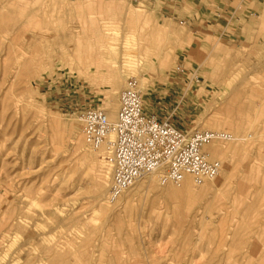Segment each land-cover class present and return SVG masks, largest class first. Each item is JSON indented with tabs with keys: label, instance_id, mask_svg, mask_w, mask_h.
<instances>
[{
	"label": "rangeland",
	"instance_id": "1",
	"mask_svg": "<svg viewBox=\"0 0 264 264\" xmlns=\"http://www.w3.org/2000/svg\"><path fill=\"white\" fill-rule=\"evenodd\" d=\"M240 2L0 0V264H264V0ZM119 66L117 96L134 77L161 117L238 137L213 180H192L205 194L147 175L106 199L78 111L102 107ZM227 110L238 129L207 122Z\"/></svg>",
	"mask_w": 264,
	"mask_h": 264
},
{
	"label": "built area",
	"instance_id": "2",
	"mask_svg": "<svg viewBox=\"0 0 264 264\" xmlns=\"http://www.w3.org/2000/svg\"><path fill=\"white\" fill-rule=\"evenodd\" d=\"M118 102L114 122L97 106L78 111L85 143L93 149L103 148L110 171L109 202L153 172L161 185L179 184L186 175L199 182L220 172L221 163L209 159L203 146L216 137L225 140L227 134L209 129L186 132L170 116L161 117L159 111L146 108L134 77L126 79Z\"/></svg>",
	"mask_w": 264,
	"mask_h": 264
},
{
	"label": "bare ground",
	"instance_id": "3",
	"mask_svg": "<svg viewBox=\"0 0 264 264\" xmlns=\"http://www.w3.org/2000/svg\"><path fill=\"white\" fill-rule=\"evenodd\" d=\"M108 18V17H107ZM108 24V23H107ZM109 25V24H108ZM107 27V26H106ZM109 27V26H108ZM103 32V30H102ZM109 32V31H107ZM88 55V54H87ZM132 62V61H131ZM160 62V61H159ZM163 62V61H161ZM120 64V63H119ZM130 66H133V67H128L132 72H136V74L138 75H146L147 73H149V70H151L153 68V63L150 62V61H146L145 63L142 64L141 61H138V64H133V63H129ZM161 66V64H160ZM165 67V66H163ZM123 70L121 69V67L119 66L117 72H113L112 75H111V82H110V85L108 86V89L106 91V93L100 98V103H101V109H104L106 110V114H107V117H108V120L110 122H114L115 119H116V110L118 109L117 108V100H118V96H117V88H118V84H120L119 82L121 81L122 79V76H123ZM195 77H197L196 75H194ZM198 78V77H197ZM139 82L141 84V86L146 89V86H147V83H144L143 82V79L142 78H139ZM236 88V87H235ZM234 91V89H231V91ZM141 96H142V93H141ZM234 100V99H233ZM119 104V102H118ZM216 106V105H215ZM228 110L226 111V114L225 116H221V117H212L209 121L207 122H223V123H226L227 124H230V125H234L235 128H239L240 125H238V122L237 121H240V120H235L236 118H233L232 116H229L227 115L228 113ZM204 122V119L202 121H198V122H195L191 125V128H189L188 130L186 129L185 131L186 132H192V131H195V130H204V129H201V127H205V123ZM219 124V123H218ZM66 125V124H65ZM213 125H216V124H213ZM66 127H68V130H69V134L71 135L72 134V130L73 127H74V123L71 122L69 124L66 125ZM219 127V126H218ZM234 128V127H233ZM230 129V128H229ZM210 130V129H209ZM216 132H219V131H216ZM225 134L228 135V137L225 139V140H230L231 142L232 141H235L238 139V137H233V135L229 134V133H226L224 132ZM69 138L71 136H68ZM251 136H248L246 138H243L244 140L249 138ZM223 139H220L218 137L216 138H213L211 139L208 143H206L204 146H203V151L206 153L207 157L209 159H213V158H219L223 152L226 150L227 147H225L221 142H222ZM231 142L229 144H231ZM234 144V143H233ZM232 146V144H231ZM238 146V145H237ZM232 149V148H231ZM229 155V154H228ZM93 159V158H92ZM220 162V161H219ZM221 163V162H220ZM221 169H222V165H221ZM220 169V171H221ZM105 172V171H104ZM107 173V172H106ZM106 173H103L96 186V190L97 192L95 193V199L96 201H101V199L103 198V194L105 192V189H102L104 187V179H105V176H107ZM220 173V172H219ZM218 173V174H219ZM217 174V175H218ZM151 176H153V181L154 182H159L158 180V174L157 172H153L151 174H149ZM216 175V176H217ZM215 176V177H216ZM215 177H212V178H205L203 179V181L205 180H213ZM141 179V178H140ZM139 180V179H138ZM137 180V181H138ZM192 180L193 178L190 176V175H186L183 180L178 184L180 186L179 189H176L174 191L175 194H178V195H182L183 197H187L189 199H196L198 198L200 195L202 194H205L207 189H208V186H201L202 188L201 189H197L193 186L192 184ZM194 181V180H193ZM196 182V181H194ZM202 183V181H197L196 184H200ZM221 184V183H220ZM127 190V189H126ZM125 190V191H126ZM124 193V191H123ZM173 193V192H172ZM106 195H107V191H106ZM105 195V197H106ZM122 195V194H121ZM120 197V196H119ZM118 199V198H117ZM15 218V217H14ZM19 220V218H16ZM14 222V221H13ZM20 222V221H18Z\"/></svg>",
	"mask_w": 264,
	"mask_h": 264
},
{
	"label": "crops",
	"instance_id": "4",
	"mask_svg": "<svg viewBox=\"0 0 264 264\" xmlns=\"http://www.w3.org/2000/svg\"><path fill=\"white\" fill-rule=\"evenodd\" d=\"M168 2H177V1H183V0H166ZM206 4H211L213 0H204ZM251 0H241L240 4H238L236 7H234V12L238 11L239 9L245 10L246 7L249 6ZM227 2H224L221 5H215L212 6V11L217 14L218 17L224 18L226 16H231V12L229 11V7L226 6ZM254 5V4H253ZM253 9V8H252Z\"/></svg>",
	"mask_w": 264,
	"mask_h": 264
}]
</instances>
